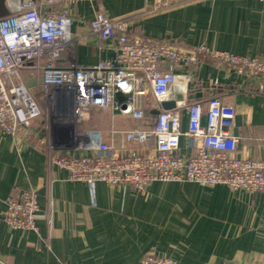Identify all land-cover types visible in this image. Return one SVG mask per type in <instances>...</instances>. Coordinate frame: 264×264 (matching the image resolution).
<instances>
[{
    "label": "crops",
    "instance_id": "crops-1",
    "mask_svg": "<svg viewBox=\"0 0 264 264\" xmlns=\"http://www.w3.org/2000/svg\"><path fill=\"white\" fill-rule=\"evenodd\" d=\"M27 2L7 0L5 6L15 13ZM34 2L39 7V0ZM96 12L126 21L130 37L264 57V3L257 0H81L70 31L82 38L61 55L58 66L92 67L112 55L109 41L88 34ZM188 74L191 78L180 80L166 100L178 106L222 96L236 113V156L264 161V93L244 75L228 73L210 60ZM24 82L37 92L40 78L31 65L24 70ZM38 99L43 116L30 128L15 139L0 132V264H139L148 252L176 264H264L260 194L187 182L151 183L142 194L129 186L70 181L64 170L48 164L45 145L53 143L56 153L69 151L72 127L58 122L56 109L50 114ZM142 105V120L104 110L80 128L98 129L114 151L123 152L127 145L121 132L153 124L157 104L150 93ZM186 129L182 115L181 130ZM180 152L187 154L184 138ZM28 187L36 191L39 214L52 221L48 227L39 218L38 233L12 230L2 218L6 198Z\"/></svg>",
    "mask_w": 264,
    "mask_h": 264
},
{
    "label": "built area",
    "instance_id": "built-area-1",
    "mask_svg": "<svg viewBox=\"0 0 264 264\" xmlns=\"http://www.w3.org/2000/svg\"><path fill=\"white\" fill-rule=\"evenodd\" d=\"M80 1L39 0V7L27 2L0 18V132L15 139L41 118L39 96L50 114L56 109L58 122L72 127L69 151L56 153L53 143L45 145L48 164L64 170L70 181L129 186L142 194L155 182L220 185L260 194L264 203V161L236 156L232 105L213 95L204 101L205 110L197 100L171 110L159 108L180 80L191 78L188 72L209 60L228 73L244 75L258 93H264V57L237 56L204 45L184 49L147 37H130L126 21L96 12L88 23V34L109 41L112 55L92 67L62 68L58 66L61 55L82 38H74L70 31ZM30 65L40 78L37 92L24 82V70ZM176 70L186 74L178 75ZM149 93L158 113L151 128L120 133L125 151H114L98 129L80 128L90 115H101L104 110L144 119L142 102ZM182 115L187 118L184 132ZM63 139L67 140L66 134ZM2 218L12 230L34 233H38L39 218L48 227L52 223L50 215L39 214L37 194L31 187L17 189L6 198ZM139 264L176 262L148 252Z\"/></svg>",
    "mask_w": 264,
    "mask_h": 264
},
{
    "label": "water",
    "instance_id": "water-1",
    "mask_svg": "<svg viewBox=\"0 0 264 264\" xmlns=\"http://www.w3.org/2000/svg\"><path fill=\"white\" fill-rule=\"evenodd\" d=\"M7 0H0V18H3L5 16H9L11 14L14 13V11H11L9 9H7V7L5 6ZM19 1H24V0H19ZM30 2H34L35 0H28ZM175 103L174 101H161L159 104V108L161 110H171L175 108ZM158 113V109H153L151 111V114L156 115Z\"/></svg>",
    "mask_w": 264,
    "mask_h": 264
}]
</instances>
